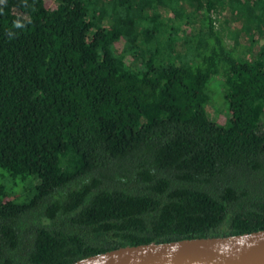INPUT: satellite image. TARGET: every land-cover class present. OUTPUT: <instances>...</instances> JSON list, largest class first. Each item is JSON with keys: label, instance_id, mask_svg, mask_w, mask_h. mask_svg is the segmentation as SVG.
Listing matches in <instances>:
<instances>
[{"label": "trees", "instance_id": "obj_1", "mask_svg": "<svg viewBox=\"0 0 264 264\" xmlns=\"http://www.w3.org/2000/svg\"><path fill=\"white\" fill-rule=\"evenodd\" d=\"M263 20L264 0L0 4V264L264 228Z\"/></svg>", "mask_w": 264, "mask_h": 264}, {"label": "water", "instance_id": "obj_2", "mask_svg": "<svg viewBox=\"0 0 264 264\" xmlns=\"http://www.w3.org/2000/svg\"><path fill=\"white\" fill-rule=\"evenodd\" d=\"M67 264H264V228L122 245Z\"/></svg>", "mask_w": 264, "mask_h": 264}, {"label": "rangeland", "instance_id": "obj_3", "mask_svg": "<svg viewBox=\"0 0 264 264\" xmlns=\"http://www.w3.org/2000/svg\"><path fill=\"white\" fill-rule=\"evenodd\" d=\"M227 12L225 9L218 10L217 13H215L217 20L215 24L221 25L223 32H226L227 30H237L242 31L241 29V21L237 18L234 17H229L230 19L229 24H226L222 18L224 15H226ZM243 33V32H241ZM207 100L205 102V110L208 114V116L215 120L218 121L219 123H223L224 117L226 116V113L228 111L226 102L224 101L223 93H222V88L219 82L218 77H212L210 78L209 82L207 83ZM261 117H264V113ZM0 181H2L0 179ZM18 185L20 183H17Z\"/></svg>", "mask_w": 264, "mask_h": 264}, {"label": "crops", "instance_id": "obj_4", "mask_svg": "<svg viewBox=\"0 0 264 264\" xmlns=\"http://www.w3.org/2000/svg\"><path fill=\"white\" fill-rule=\"evenodd\" d=\"M219 10V9H218ZM220 10H222V9H220ZM224 19V17L222 18V20ZM237 19H239V18H237ZM242 19V18H241ZM241 19H239L240 21H241V24H242V20ZM226 24H229V21L226 23ZM263 25H264V20H263V22L261 23V28H260V32L261 33H263L262 32V28H263ZM251 30H247L246 31V33L245 32H243V31H240L239 29H238V31L237 30H227V31H233V32H237V33H239V35H238V41L239 42H242V41H244V39L246 38V39H248V37H247V35H250V34H253V35H255V37H259V35H258V33H256V30L254 31V28H250ZM226 31V32H227ZM241 32H243V33H241ZM229 39V38H228ZM229 42L230 43H232V40H230L229 39ZM252 45H250V50L251 51H249L248 53H247V55L248 56H253V54H255V50H256V48H257V46L259 45V43L257 42V40H255L254 42H252L251 43ZM246 45H249V43L247 42V44ZM239 48V47H238Z\"/></svg>", "mask_w": 264, "mask_h": 264}, {"label": "clouds", "instance_id": "obj_5", "mask_svg": "<svg viewBox=\"0 0 264 264\" xmlns=\"http://www.w3.org/2000/svg\"><path fill=\"white\" fill-rule=\"evenodd\" d=\"M5 2H6V0H0V4H3V3H5ZM14 25H15V27H17V28H22V27H23V25L21 24V22H20L19 20L14 21ZM8 36H9V38L11 39V38L13 37V33H12L11 31H9V32H8Z\"/></svg>", "mask_w": 264, "mask_h": 264}]
</instances>
